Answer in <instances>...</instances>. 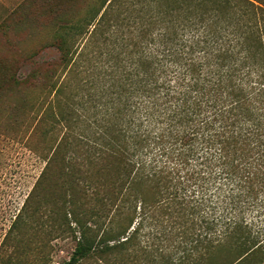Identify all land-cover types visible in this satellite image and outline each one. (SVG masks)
Listing matches in <instances>:
<instances>
[{
	"label": "trees",
	"instance_id": "obj_1",
	"mask_svg": "<svg viewBox=\"0 0 264 264\" xmlns=\"http://www.w3.org/2000/svg\"><path fill=\"white\" fill-rule=\"evenodd\" d=\"M18 11L26 36H48L0 56V118L40 128L30 196L60 187L76 243L61 264L134 252L264 264V0H25ZM45 48L58 60L19 79Z\"/></svg>",
	"mask_w": 264,
	"mask_h": 264
},
{
	"label": "rangeland",
	"instance_id": "obj_2",
	"mask_svg": "<svg viewBox=\"0 0 264 264\" xmlns=\"http://www.w3.org/2000/svg\"><path fill=\"white\" fill-rule=\"evenodd\" d=\"M24 1L0 0V56L16 54L21 42L28 52L36 50L38 43L48 36L45 33L29 37L15 26L21 16V12L15 13V10ZM85 8L84 5L82 10ZM92 29L90 26L88 34L74 37L78 39L77 49L85 43L83 39H89ZM58 57L56 49L45 48L19 63L17 77L23 78L32 69L57 61ZM60 75L57 73L56 79ZM63 78L62 75L60 79ZM25 126L8 124L5 117L0 118V264H61L69 259L76 244L67 230L71 217H65L60 211L59 186L44 188L43 200L41 192L38 196H30L45 162L42 160L43 140L37 121ZM37 206H40L39 216L29 218L28 213ZM148 233V229L143 231L146 237L142 241L150 243L152 240ZM152 250L156 247L148 249ZM158 253L153 254L154 262L150 264H160ZM131 255L135 257L115 264H149L140 252ZM81 264L108 263L93 259Z\"/></svg>",
	"mask_w": 264,
	"mask_h": 264
}]
</instances>
